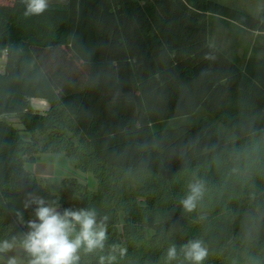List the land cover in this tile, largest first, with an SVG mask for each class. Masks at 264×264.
<instances>
[{"label": "trees", "instance_id": "obj_1", "mask_svg": "<svg viewBox=\"0 0 264 264\" xmlns=\"http://www.w3.org/2000/svg\"><path fill=\"white\" fill-rule=\"evenodd\" d=\"M24 11L23 0H0V236L28 230L7 200L33 192L62 211L107 214L109 243L128 249L120 264H164L170 244L191 239L208 249L204 264H264V58H228L207 25L264 33V13L214 0ZM43 154L65 156L96 187L37 176L30 166ZM195 180L204 191L189 213L180 201Z\"/></svg>", "mask_w": 264, "mask_h": 264}, {"label": "clouds", "instance_id": "obj_2", "mask_svg": "<svg viewBox=\"0 0 264 264\" xmlns=\"http://www.w3.org/2000/svg\"><path fill=\"white\" fill-rule=\"evenodd\" d=\"M25 16L42 15L49 8V0H23ZM188 192L180 204L185 212H193L203 196V183L188 184ZM23 209L35 206L34 219L25 221L23 211L15 209L16 220L27 231L12 234L10 229L0 236V264H120L128 256V249L119 243H109L107 214L95 207L59 210L58 200H46L27 192ZM208 249L200 239L181 245L172 243L166 249L164 264H204Z\"/></svg>", "mask_w": 264, "mask_h": 264}, {"label": "rangeland", "instance_id": "obj_3", "mask_svg": "<svg viewBox=\"0 0 264 264\" xmlns=\"http://www.w3.org/2000/svg\"><path fill=\"white\" fill-rule=\"evenodd\" d=\"M215 2L227 6L229 8L238 9L246 12L247 14L251 15L254 18H259L262 13H264V0H214ZM66 0H49V5L54 4H65ZM212 18L208 20V28L211 27ZM215 30L217 33L221 34V31L224 32L226 35H230V37H240L244 45H248L250 49V53L257 55V49L254 50L253 47H257L259 44H264L262 41H264V35H261L258 37V39L254 38V35L252 33L248 34H241L238 33L231 27H222L217 26L215 27ZM261 38V39H260ZM261 55H264V50L260 53ZM5 58L3 57L0 62H4ZM242 60H237V62H241ZM16 127L21 128L20 124H16ZM22 136L25 140H28L29 134L28 133H22ZM37 167L34 168V164L30 166L32 171H35L37 176H42L50 181H52L55 186L58 188H62V180L65 181L68 178H77V180L82 181L87 184L89 189L94 190L96 187L95 179L88 175H82L77 170L73 169V166H71L70 161L65 156H51V157H43L41 156L40 159L37 161ZM34 168V169H32ZM58 188V189H59ZM66 191V189H63ZM60 190V191H63ZM8 205L10 207L11 212L14 214L15 209H20L23 211V205L22 200L18 197H11L7 200ZM60 211H62L59 208Z\"/></svg>", "mask_w": 264, "mask_h": 264}, {"label": "crops", "instance_id": "obj_4", "mask_svg": "<svg viewBox=\"0 0 264 264\" xmlns=\"http://www.w3.org/2000/svg\"><path fill=\"white\" fill-rule=\"evenodd\" d=\"M217 26H222V27H231L233 29H238L235 30L238 33L241 34H248L249 32H246L242 30L239 26L235 25L232 22L222 20L220 18H213V21L211 23V27L208 28V40L209 42L218 47L221 51L225 53V55L230 58V59H245L246 57L249 56L250 54V47L247 45H244L240 37H230V35H225L224 32L221 31V34L217 33L215 30V27ZM254 38L258 39L261 35H264V33H254ZM261 39V38H260ZM264 43V41H262ZM264 50V44H259L257 46V56L264 58V55H261L260 53ZM32 107L38 111V112H44L48 109V103L44 99H38V98H31L30 99ZM51 157V156H63V155H51V154H43L40 155V157ZM37 159V160H38ZM37 162L34 163V168L37 166ZM72 166V165H71ZM32 168V169H34ZM35 170V169H34ZM33 173H36L33 171Z\"/></svg>", "mask_w": 264, "mask_h": 264}, {"label": "built area", "instance_id": "obj_5", "mask_svg": "<svg viewBox=\"0 0 264 264\" xmlns=\"http://www.w3.org/2000/svg\"><path fill=\"white\" fill-rule=\"evenodd\" d=\"M0 60L4 57L6 60V50H1L0 51ZM5 60L4 62H0V74L4 72V66H5Z\"/></svg>", "mask_w": 264, "mask_h": 264}]
</instances>
